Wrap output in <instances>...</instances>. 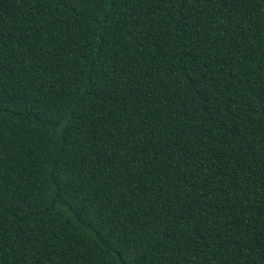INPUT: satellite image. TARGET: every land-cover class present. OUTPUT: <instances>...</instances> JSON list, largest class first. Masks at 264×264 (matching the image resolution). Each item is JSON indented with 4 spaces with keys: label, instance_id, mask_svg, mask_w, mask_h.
<instances>
[{
    "label": "trees",
    "instance_id": "1",
    "mask_svg": "<svg viewBox=\"0 0 264 264\" xmlns=\"http://www.w3.org/2000/svg\"><path fill=\"white\" fill-rule=\"evenodd\" d=\"M0 264H264V0H0Z\"/></svg>",
    "mask_w": 264,
    "mask_h": 264
}]
</instances>
